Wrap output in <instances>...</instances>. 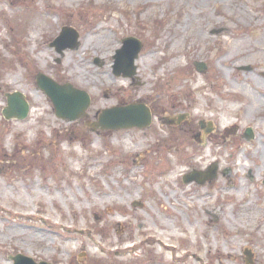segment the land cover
Wrapping results in <instances>:
<instances>
[{"label": "rangeland", "instance_id": "obj_1", "mask_svg": "<svg viewBox=\"0 0 264 264\" xmlns=\"http://www.w3.org/2000/svg\"><path fill=\"white\" fill-rule=\"evenodd\" d=\"M69 1L0 0V264H264V0ZM64 27L79 47L61 57ZM130 37L135 80L113 69ZM38 73L87 92L85 117L57 118ZM15 92L35 111L24 121L3 117ZM133 104L148 128L93 130Z\"/></svg>", "mask_w": 264, "mask_h": 264}, {"label": "water", "instance_id": "obj_2", "mask_svg": "<svg viewBox=\"0 0 264 264\" xmlns=\"http://www.w3.org/2000/svg\"><path fill=\"white\" fill-rule=\"evenodd\" d=\"M79 35L73 28H64L62 34L57 38L52 46L62 54L67 49H76L79 47ZM143 48L142 43L134 37L123 40V48L118 50L115 56V75L133 78L136 75L135 60ZM199 72L206 69L205 64H196ZM38 87L43 90L54 104L56 115L58 118L67 121H76L84 117L87 109L91 104L89 95L85 92L73 88L71 85H58L52 79L39 74L36 78ZM8 107L3 111V115L7 120H25L30 111L29 104L23 99L20 93L7 95ZM152 117L149 109L144 105H131L126 108H114L104 111L98 123L92 124L97 129L102 130H121L133 127L146 128L151 124ZM248 138L252 137L251 130L246 132ZM217 167L214 166L208 172H193L184 178L185 183L197 182L205 184L208 180L216 178ZM15 264H36L30 258L17 256L11 258ZM47 264V263H41Z\"/></svg>", "mask_w": 264, "mask_h": 264}, {"label": "bare ground", "instance_id": "obj_3", "mask_svg": "<svg viewBox=\"0 0 264 264\" xmlns=\"http://www.w3.org/2000/svg\"><path fill=\"white\" fill-rule=\"evenodd\" d=\"M73 1H76V0H70L69 2H73ZM35 38H36V36H35ZM164 41H169L170 40V36H168V35H166L165 36V38L163 39ZM89 44V43H88ZM87 44V46H86V48H85V50L87 49V47H90V45H88ZM102 44H104V45H102V48H104V49H106L107 47H109L110 46V39L108 38V40L107 41H102ZM94 48H96V47H94ZM97 49V48H96ZM34 51H35V49H33ZM45 52V51H44ZM173 53H171L170 52V55H172ZM40 57H41V60H44V58H46V54L45 53H42L41 55H40ZM178 61V60H177ZM120 87V86H119ZM250 107V110L252 111V110H255V103L253 104V102H251V105L249 106ZM231 110H235V109H231ZM34 112L35 111H33L32 110V112H31V114H32V116H33V114H34ZM233 112H236V111H232V113H229V114H227V116H232L234 113ZM31 114H30V116H31ZM226 120V119H225ZM20 123V122H19ZM231 127H233V128H238L239 126L237 125V123H234V124H232L231 125ZM261 146L262 147H258V149H257V151H256V154H254V155H260L261 154V152H263L264 153V138H262V140H261ZM255 157L251 154H248L247 155V157H246V163H242V162H239V166L244 170H246V169H250V170H252L253 169V165L251 164V160H253ZM263 165H264V162H263ZM264 168V167H263ZM260 174H262V170H260ZM173 176H174V174H173ZM171 179H173L172 177H171ZM245 183L244 182H242L241 183V186L239 187V191H240V193H242L244 190H245ZM251 208H252V205H251V203H249V204H247V205H245V209H248V210H251ZM211 215H217L215 212H214V214H211ZM250 216H252V215H250ZM252 219V217H250V220ZM170 223V222H169ZM241 227V231L242 232H244L245 230H246V228H244V226H240ZM264 230V226H259V229L258 230ZM165 248L168 250L169 248H170V246L166 243L165 244ZM246 249H249V248H247L246 247ZM231 257H233L234 258V255H231Z\"/></svg>", "mask_w": 264, "mask_h": 264}]
</instances>
